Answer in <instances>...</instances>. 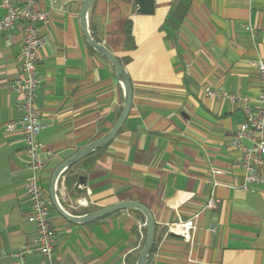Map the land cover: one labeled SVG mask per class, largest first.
I'll return each mask as SVG.
<instances>
[{
  "label": "crops",
  "instance_id": "0c3cea01",
  "mask_svg": "<svg viewBox=\"0 0 264 264\" xmlns=\"http://www.w3.org/2000/svg\"><path fill=\"white\" fill-rule=\"evenodd\" d=\"M83 0H39L36 105L42 129L40 183L54 232L53 264H135L145 241L142 217L119 210L86 224L53 207L54 170L110 130L123 90L109 63L94 53L80 26ZM94 0L88 29L126 70L132 105L115 138L59 176L55 196L72 216L134 201L149 209L155 239L145 264H264V173L243 188L242 152L233 137L245 120L240 102L205 89L255 100L264 60V0ZM3 10L0 8V17ZM128 31V32H127ZM128 33L131 41L128 42ZM23 24L0 33V264H40L25 191L20 131ZM241 144L250 148L252 142ZM213 170L222 174L214 175ZM85 178L78 184V177ZM210 195L219 202L205 207ZM193 219L189 239L167 225Z\"/></svg>",
  "mask_w": 264,
  "mask_h": 264
},
{
  "label": "built area",
  "instance_id": "2783aa9c",
  "mask_svg": "<svg viewBox=\"0 0 264 264\" xmlns=\"http://www.w3.org/2000/svg\"><path fill=\"white\" fill-rule=\"evenodd\" d=\"M51 5L54 0H49ZM39 0H0L3 15L0 17V33H6L18 22L23 24V38L19 60L21 77L10 84V89L21 94V116L16 122L6 125V132L20 131L24 143L23 157L26 161L28 176L25 191L30 213L28 222L35 226L37 252L41 256L40 264H53L54 232L49 220V202L40 183V175L44 169L41 158L42 146L38 142V134L42 129L39 111L36 105V89L39 84L37 75V51L42 44L40 24L48 18V10L38 8ZM253 65L260 81V90L255 100L251 101L245 95H232L226 92L205 89L209 98L227 97L231 101L240 102L245 120L233 137V144L242 152L241 168L243 171V188L250 183H260L264 173V60L256 59ZM252 142L250 148L242 146L241 141ZM212 174L220 175L221 170H213ZM219 200L210 195L205 207L214 209ZM195 228L194 220L180 221L167 225L166 235L172 233L189 239L190 231ZM20 264H24L20 261Z\"/></svg>",
  "mask_w": 264,
  "mask_h": 264
},
{
  "label": "water",
  "instance_id": "95a60500",
  "mask_svg": "<svg viewBox=\"0 0 264 264\" xmlns=\"http://www.w3.org/2000/svg\"><path fill=\"white\" fill-rule=\"evenodd\" d=\"M93 1L94 0H83L82 2L80 8L81 30L90 48H92L95 52H97L99 55H101L107 60V62L109 63V65L111 66V68L115 73L117 81L121 84L123 90L122 109L118 118L116 119L113 126L110 128L108 132H106L100 138L84 146L82 149L78 150L74 155H72L64 162H62L54 170L50 181L49 195H50L51 203L55 208V210L67 221L78 224H86L89 222L96 221L108 214H111L119 210H131L137 212L144 221L146 234H145L144 245L138 255L135 264H145L152 250L155 239V223L152 214L150 213L148 208L134 201H126V202L113 204L98 209L96 211L89 212L82 216H72L60 207L55 196V185L61 173L64 172L66 169L70 168L71 166H73L74 164H76L81 159L91 155L92 152L95 151L96 149L104 147L110 141H112L115 138L118 131L120 130L123 122L127 118L132 105V86L126 70L108 48H106L103 44L96 42L90 35L88 29V21L92 9ZM135 5L137 6V12L140 14L149 15L152 14L154 11L153 0H135ZM84 180L85 178L83 176H79L77 180L78 184H84Z\"/></svg>",
  "mask_w": 264,
  "mask_h": 264
},
{
  "label": "trees",
  "instance_id": "16d2710c",
  "mask_svg": "<svg viewBox=\"0 0 264 264\" xmlns=\"http://www.w3.org/2000/svg\"><path fill=\"white\" fill-rule=\"evenodd\" d=\"M128 32V31H127ZM131 41V38H130V35H129V33H128V42H130ZM92 51L94 52V53H96L93 49H92ZM96 54H98V53H96ZM99 55V54H98ZM100 56V55H99ZM105 59V58H104Z\"/></svg>",
  "mask_w": 264,
  "mask_h": 264
}]
</instances>
